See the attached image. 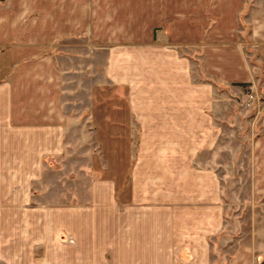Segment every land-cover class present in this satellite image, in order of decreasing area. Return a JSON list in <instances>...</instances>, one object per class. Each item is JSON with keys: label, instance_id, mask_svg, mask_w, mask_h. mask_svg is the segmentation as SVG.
Here are the masks:
<instances>
[{"label": "crops", "instance_id": "1", "mask_svg": "<svg viewBox=\"0 0 264 264\" xmlns=\"http://www.w3.org/2000/svg\"><path fill=\"white\" fill-rule=\"evenodd\" d=\"M218 84L264 99V0H0V229L45 213V264H264V156L230 194ZM118 133L126 187L84 160Z\"/></svg>", "mask_w": 264, "mask_h": 264}, {"label": "rangeland", "instance_id": "2", "mask_svg": "<svg viewBox=\"0 0 264 264\" xmlns=\"http://www.w3.org/2000/svg\"><path fill=\"white\" fill-rule=\"evenodd\" d=\"M215 91L217 93V98H219V102L221 101L220 108L222 109L216 114L217 121L225 127H235V130L231 129L225 132V135L223 136L224 138L222 139V145L226 147L219 150L218 153V156H223L227 160L228 165L225 168H223L222 165H217L222 172L226 173L223 183L226 189L230 190L229 193L233 194V189H235L233 185L240 176V173L244 172V174L247 175L248 170L251 167L247 163L248 158L253 156H264V147L253 149L255 141H258V139L261 140V137L264 136L262 129L264 123H262L261 118L256 116L259 114L257 113L259 106L257 104H253L251 107L244 105L239 94L235 93L231 87L218 84L216 85ZM222 94H228V97L230 96L227 99L228 101L221 99ZM263 114L264 109H262L260 115ZM117 135V148H101L100 150L96 148H86L84 160H86L87 164L92 166H89L90 169L94 168L96 171H100L103 175H114L117 177L119 183L126 187L132 152L130 147H127L128 145L126 146V144H129V135L125 133H118ZM79 136H83V139L85 138L86 142H92L93 140L92 133H79ZM104 139L105 138H103V140ZM89 143L86 144V147L92 144ZM106 144H110V142ZM112 144L114 143L112 142ZM248 193V188H246V190H241L239 194L240 196H243ZM261 199L264 200V197ZM246 215L247 214L245 213L241 214V216L245 217ZM256 215L259 217V214ZM45 219V213H22V227L21 229L15 230L13 222L14 214H7L6 228L4 230L0 229V233L3 231L5 233V250L3 249V244L0 245V250L5 252L6 256L11 257L13 256L12 252L14 249L20 248L21 259L15 262L13 260H2L0 261V264H45L44 245H36L34 243L37 236H52L51 231L46 230ZM14 232H16V235L20 232V247L17 238L14 237Z\"/></svg>", "mask_w": 264, "mask_h": 264}, {"label": "built area", "instance_id": "3", "mask_svg": "<svg viewBox=\"0 0 264 264\" xmlns=\"http://www.w3.org/2000/svg\"><path fill=\"white\" fill-rule=\"evenodd\" d=\"M244 105L251 107L253 104L259 106L258 109H264V99L256 94L255 91H249L242 99Z\"/></svg>", "mask_w": 264, "mask_h": 264}]
</instances>
